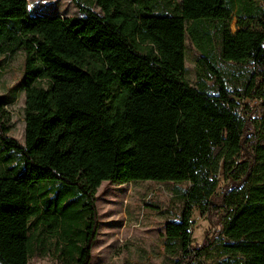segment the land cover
<instances>
[{"label": "trees", "instance_id": "1", "mask_svg": "<svg viewBox=\"0 0 264 264\" xmlns=\"http://www.w3.org/2000/svg\"><path fill=\"white\" fill-rule=\"evenodd\" d=\"M71 1L79 15L0 0V54L24 52L23 143L0 96V264H90L97 188L139 179L189 183L179 221L165 223L174 264L207 250L223 257L214 264H264V118L240 104L264 103V0H94L100 13ZM187 37L198 86L183 75ZM218 62L238 69L240 88ZM193 208L220 218L199 247Z\"/></svg>", "mask_w": 264, "mask_h": 264}, {"label": "rangeland", "instance_id": "2", "mask_svg": "<svg viewBox=\"0 0 264 264\" xmlns=\"http://www.w3.org/2000/svg\"><path fill=\"white\" fill-rule=\"evenodd\" d=\"M179 2L180 0H175ZM94 11L100 13L94 0H83ZM262 4V0H255ZM29 14H59L75 16L80 12L71 0H28ZM235 11L231 12L229 28L235 31ZM245 22L244 19H242ZM246 23V22H245ZM209 32L215 45L214 57L217 56L218 37L214 26L209 23ZM199 51L187 37L185 40L184 77L192 85L198 86L197 58ZM0 54V96H5V118L9 125V135L19 142L24 141V93L21 87L24 52L16 47L6 59ZM232 84L241 87L230 75L238 69L226 63L218 62ZM203 82L212 89L211 80L203 70ZM242 107H248L252 116L264 118V103L257 100H240ZM218 192L226 182L222 176ZM189 187L187 181H156L139 179L125 183L102 181L96 190V208L98 229L91 249L90 264H174L179 253L166 249L165 223L179 221L185 205V194ZM191 224L188 229L194 246H201L220 229V218L214 212L202 214L197 208L192 209ZM223 257L207 250L199 257L201 264H214ZM29 264H65L52 255L34 256Z\"/></svg>", "mask_w": 264, "mask_h": 264}]
</instances>
